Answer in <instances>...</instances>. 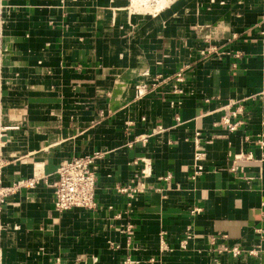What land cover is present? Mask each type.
<instances>
[{
    "label": "crops",
    "instance_id": "1",
    "mask_svg": "<svg viewBox=\"0 0 264 264\" xmlns=\"http://www.w3.org/2000/svg\"><path fill=\"white\" fill-rule=\"evenodd\" d=\"M152 6L0 0V190L36 179L0 202V264H264L213 251L264 229V0ZM95 152L96 208L57 211L56 169Z\"/></svg>",
    "mask_w": 264,
    "mask_h": 264
},
{
    "label": "built area",
    "instance_id": "2",
    "mask_svg": "<svg viewBox=\"0 0 264 264\" xmlns=\"http://www.w3.org/2000/svg\"><path fill=\"white\" fill-rule=\"evenodd\" d=\"M132 4V0H130ZM239 56L238 53H235ZM175 82H182V73L178 72L175 74ZM145 85H141L144 88ZM174 92H180L181 90L178 86L174 85ZM142 94V93H141ZM242 112L241 107H238L230 115L222 118V123L226 125L229 131H233L241 123L240 121L232 122L231 116H236V114ZM178 120V117H176ZM143 141H146L144 137ZM193 142L195 149L192 155V178H196L203 171V160L205 158V152L200 148V132H195L193 134ZM260 147L264 145L262 141H259ZM100 156L99 152L88 155H80L70 158L62 162L56 169V180L54 183V194H53V205L54 208L59 211H65L69 209H80V210H94L97 206L96 202V176H95V162ZM251 160L252 154H235L233 156V165L231 170H236V161L240 159ZM142 168L140 169V177L146 178L150 175L151 164L147 159H141ZM35 178L13 183L11 186L0 190V202L4 198L12 193H15L20 187H32L35 184ZM144 189V184L142 181L136 184L120 185L117 187V191L125 195L128 199H133L137 194L142 192ZM264 219V215H263ZM259 235L260 243L255 248H246L241 245H220L213 249L216 255H222L228 253L233 257H238L241 255L246 256H256L263 249L262 242L264 241V229L259 227L256 229ZM226 235H222L225 238ZM192 239V233L186 232L184 237L180 240V247L185 249L187 247L188 241ZM162 247H165L164 245ZM136 261L132 259H125L122 264H134Z\"/></svg>",
    "mask_w": 264,
    "mask_h": 264
},
{
    "label": "rangeland",
    "instance_id": "3",
    "mask_svg": "<svg viewBox=\"0 0 264 264\" xmlns=\"http://www.w3.org/2000/svg\"><path fill=\"white\" fill-rule=\"evenodd\" d=\"M144 1L147 4V6L144 4V5H141V6L137 7V8L143 9V10H146V11H152V9H153L152 5L154 4V0H144Z\"/></svg>",
    "mask_w": 264,
    "mask_h": 264
},
{
    "label": "bare ground",
    "instance_id": "4",
    "mask_svg": "<svg viewBox=\"0 0 264 264\" xmlns=\"http://www.w3.org/2000/svg\"><path fill=\"white\" fill-rule=\"evenodd\" d=\"M144 4H145V1L144 0H132V5L135 6V7H139V6L144 5Z\"/></svg>",
    "mask_w": 264,
    "mask_h": 264
}]
</instances>
